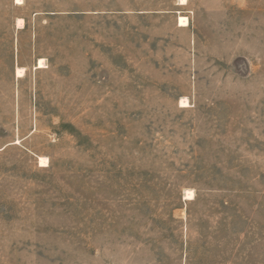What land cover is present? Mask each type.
Masks as SVG:
<instances>
[{"label":"rangeland","instance_id":"1","mask_svg":"<svg viewBox=\"0 0 264 264\" xmlns=\"http://www.w3.org/2000/svg\"><path fill=\"white\" fill-rule=\"evenodd\" d=\"M0 264H264V0H0Z\"/></svg>","mask_w":264,"mask_h":264},{"label":"bare ground","instance_id":"2","mask_svg":"<svg viewBox=\"0 0 264 264\" xmlns=\"http://www.w3.org/2000/svg\"><path fill=\"white\" fill-rule=\"evenodd\" d=\"M180 1V4H183V5H186L188 3V0H179ZM15 3L16 4H23V0H15ZM189 25V20L187 17L185 16H181L179 18V26H188ZM17 26L18 28H23L25 27V21L23 18H18L17 19ZM45 67V62H44V59H41L39 61V66L38 68H43ZM18 73V77L22 76L23 77V74H24V70L23 69H18L17 71ZM188 104V99L186 97H184L183 99H181L180 101V105L181 106H186ZM46 156H42V157H39V165L42 166V167H45L48 165V158L46 159L45 158ZM193 192L192 191H187L185 196L187 199H192L193 198Z\"/></svg>","mask_w":264,"mask_h":264}]
</instances>
